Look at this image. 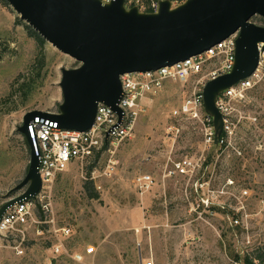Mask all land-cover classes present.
Masks as SVG:
<instances>
[{"label":"rangeland","instance_id":"obj_1","mask_svg":"<svg viewBox=\"0 0 264 264\" xmlns=\"http://www.w3.org/2000/svg\"><path fill=\"white\" fill-rule=\"evenodd\" d=\"M126 5L131 8L130 1ZM35 34L7 0H0V208L25 191L9 194L30 165L28 143L18 130L24 116L31 111L58 112L62 69L80 65L47 41L40 45ZM193 82H167L148 102L150 112L139 120L130 140L113 147V154L102 151L83 164H71L57 178L53 206L58 224L72 231V253L96 249L88 264H141L148 258L155 264H244L247 256L263 255L264 82L249 93L244 108L252 118L238 131L244 155L228 158L222 169L224 177L240 183L238 191H250L245 227L233 225L227 212L207 221L192 218L181 184L160 181L142 196L133 185L140 173L159 175L157 165L171 147L166 138L171 112L194 93ZM23 83L31 84V94L25 95ZM184 128L185 136L176 146L179 156L200 145L197 126ZM111 158L117 165L109 173ZM29 240L22 256L0 250V264H75L65 256L55 257L48 241L31 235Z\"/></svg>","mask_w":264,"mask_h":264},{"label":"built area","instance_id":"obj_2","mask_svg":"<svg viewBox=\"0 0 264 264\" xmlns=\"http://www.w3.org/2000/svg\"><path fill=\"white\" fill-rule=\"evenodd\" d=\"M128 1L131 7L138 6L143 12L157 13L162 0H149L147 6L143 0ZM250 22L264 26V18L258 15ZM238 36L239 31L203 53L173 66L122 75L123 94L118 103L122 115L112 107L99 104L95 123L89 131L63 130L57 122L44 117L31 121L28 128L31 144L28 146L39 160L42 188L34 198L16 203L3 215L0 220V250L10 249L17 256H22L25 252L23 245L30 241L31 235L35 239L48 241L55 257L65 256L75 264H88L96 249L88 247L85 253L70 251L68 244L72 231L59 226L53 206L55 182L71 164H83L102 151L113 154V147L118 148L130 140L139 120L150 112L148 102L151 103L165 89L167 82L187 84L194 80V93L171 112L172 122L166 129V138L171 142V147L157 165L159 175H136L133 179L135 189L142 196L152 191L160 181L163 184H181L183 199L192 218L207 221L220 212H227L233 225L245 227L249 217L246 202L251 196L250 191H238L240 183L231 176L224 177L222 169L228 158H242L244 155L238 131L246 121L252 119L247 117L244 110L248 105L249 93L264 82V45L258 46L259 62L254 73L225 90L217 99L216 107L223 118V130L219 136L213 117L205 110L203 95L207 82L233 70ZM188 124L196 125L199 130V149L179 156L176 146L185 136L184 127ZM116 165L113 158L109 159L108 172L111 173ZM50 264L53 262L50 261ZM141 264L155 263L148 258L142 260Z\"/></svg>","mask_w":264,"mask_h":264},{"label":"water","instance_id":"obj_3","mask_svg":"<svg viewBox=\"0 0 264 264\" xmlns=\"http://www.w3.org/2000/svg\"><path fill=\"white\" fill-rule=\"evenodd\" d=\"M20 18L45 41L78 63L62 69L63 102L56 114L31 111L24 116L19 132L30 145L29 123L37 117L57 122L68 131H89L99 104L118 107L123 87L121 76L156 71L203 53L239 31L233 70L206 83L203 95L206 112L213 117L216 134L223 118L216 107L218 97L249 77L258 67L264 26L251 23L264 18V0H186L174 6L162 0L157 13L128 0H7ZM264 49V48H263ZM26 177L14 191H25L0 208V220L8 208L34 198L42 188L39 160L31 150Z\"/></svg>","mask_w":264,"mask_h":264},{"label":"trees","instance_id":"obj_4","mask_svg":"<svg viewBox=\"0 0 264 264\" xmlns=\"http://www.w3.org/2000/svg\"><path fill=\"white\" fill-rule=\"evenodd\" d=\"M171 1L174 2V3L181 4L185 0H171ZM143 2L145 4V6H147L148 3H149V0H143ZM35 36H36L38 42L40 43V45H43L45 43V40L39 34H35ZM30 85H31L30 83H23L22 84L21 89H25V91H23L25 93V95L31 94L32 89H31ZM263 261H264V252H263V255L259 256L256 259H252L250 256H247L244 259V264H263Z\"/></svg>","mask_w":264,"mask_h":264}]
</instances>
